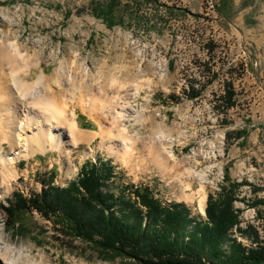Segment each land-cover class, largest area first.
I'll list each match as a JSON object with an SVG mask.
<instances>
[{
	"label": "rangeland",
	"instance_id": "374dc122",
	"mask_svg": "<svg viewBox=\"0 0 264 264\" xmlns=\"http://www.w3.org/2000/svg\"><path fill=\"white\" fill-rule=\"evenodd\" d=\"M4 40L31 64L24 81L42 74L52 81L33 94L55 95L63 115L47 121L36 104L39 122L23 131L19 117L29 99L15 92L5 108L0 99V129L18 127L13 146L0 130V264H123L36 210L24 226H9L1 207L15 191L42 192L41 178L65 188L99 158L114 166L107 189L115 196L134 199L129 187L147 186L165 205L184 203L199 221L210 195L242 182L234 203L240 226L264 237V0H0ZM227 82L236 105L224 110ZM70 122L90 138L73 140ZM48 127L52 136L44 137ZM194 174L205 177L203 191Z\"/></svg>",
	"mask_w": 264,
	"mask_h": 264
},
{
	"label": "trees",
	"instance_id": "16d2710c",
	"mask_svg": "<svg viewBox=\"0 0 264 264\" xmlns=\"http://www.w3.org/2000/svg\"><path fill=\"white\" fill-rule=\"evenodd\" d=\"M236 94L227 82L220 96L224 110L236 105ZM79 120L86 118L81 115ZM114 173L111 161L99 158L86 161L77 179L65 188L41 178L46 186L42 192L27 197L15 191L6 199L7 205L1 204L7 223L24 226L36 210L47 220H59L69 235L91 244L105 259L120 257L123 264H264V237L253 225L240 226L234 206L242 182H232L216 196L210 195L206 220L199 221L184 203L165 205L147 186L129 187L134 199L115 196L107 189ZM234 230L255 245L239 241Z\"/></svg>",
	"mask_w": 264,
	"mask_h": 264
},
{
	"label": "bare ground",
	"instance_id": "6f19581e",
	"mask_svg": "<svg viewBox=\"0 0 264 264\" xmlns=\"http://www.w3.org/2000/svg\"><path fill=\"white\" fill-rule=\"evenodd\" d=\"M6 42H8V41L4 40V41H2V43H0V99L2 100L1 101L2 107L5 108L9 103H11L12 100L15 99V97H14L15 92H18L21 94V96L26 98V101L29 99L28 101L30 103V105L28 104L27 108H25V110H23L21 112V116L19 117V123H20V126H21L23 131L32 127L34 124H38V122H39L38 117H37L38 116L37 114H39V113L37 112V108L35 107L36 104L39 105L38 107L40 110V114H41V116H43V118L45 120L50 121L51 119H54V120H56L55 121L56 123H59L57 120H59L61 115H63V108L60 106V103L58 104V101L56 100V96L50 95V97L46 98L45 95H42L40 93H38L39 95L36 94V96L33 94V90L36 89V87L38 85H41L42 83L51 84L52 81H50V79H46L44 74L40 75L35 82H28L29 80L24 81L25 79L23 80V77L27 76L28 70H30L29 65H31V64H29V62H26V56L25 55L21 56V54H20L21 50L19 49V47L16 44H14V45L12 44V46L10 45L11 46V48H10V46ZM15 46H16V49H15ZM20 48H21V46H20ZM25 68H27V70ZM2 93L6 94L8 96L7 97L8 100L4 99ZM48 96H49V94H48ZM17 111L18 110H16V111L14 110L13 113L10 112L11 116L8 119L9 120L8 123H10L9 125L13 124V120L15 118L14 116L17 113ZM33 113H36L37 116ZM69 129H70V132L72 133L71 134L72 139L75 141L90 138V136L87 133L85 134L84 132L82 133L78 130L77 124L75 122H70ZM0 130L2 133H4L3 132L4 130H2V129H0ZM17 130H18L17 125L16 126H10L9 130L8 131L6 130V133H4L3 135L0 134V138L3 136L2 138H4V140L9 142L10 145L13 146V144H14L17 136H18ZM42 132H43V130L41 131V129H40L39 135H41ZM42 135H44V137L45 136L51 137L52 136L51 129L49 128L48 132H46V134L42 133ZM54 138H56V136ZM130 148H131V146H129V145L126 146L125 154H127V155L129 154ZM20 153H21V151L16 152L18 157H19ZM153 157L155 158L154 160L160 166L165 165L163 168L168 169L169 171L174 169V167L169 166V161L166 158V156H164V158H161V156L153 154ZM162 157H163V155H162ZM129 158H131V157H128V159ZM15 159H16V157L11 158L10 160H13V162H14ZM6 160H5L6 163H9V162L13 163L9 159L7 161ZM6 163H4V164L6 165ZM194 176L197 178V180H199V182L201 184V191H203L204 183L206 182L205 177L200 175V174H194ZM185 183L186 182H184V184ZM191 187H192V185H188V188H191ZM205 199H206V196L204 194L203 198H202V204H204V205H205ZM4 252L5 253H3V254L1 253V256L3 255L4 258L7 259V257H9V250L5 249ZM27 258H28L27 256H24L23 262L27 261ZM19 260L14 259V263L19 264L20 263ZM44 261H45L44 257H42V262H44Z\"/></svg>",
	"mask_w": 264,
	"mask_h": 264
}]
</instances>
